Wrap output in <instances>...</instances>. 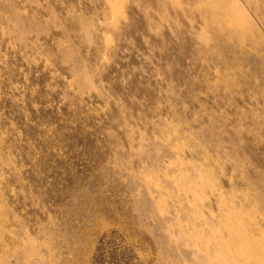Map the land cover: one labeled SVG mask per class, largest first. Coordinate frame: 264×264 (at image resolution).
Returning a JSON list of instances; mask_svg holds the SVG:
<instances>
[{
  "label": "rangeland",
  "instance_id": "obj_1",
  "mask_svg": "<svg viewBox=\"0 0 264 264\" xmlns=\"http://www.w3.org/2000/svg\"><path fill=\"white\" fill-rule=\"evenodd\" d=\"M0 264H264V0H0Z\"/></svg>",
  "mask_w": 264,
  "mask_h": 264
}]
</instances>
